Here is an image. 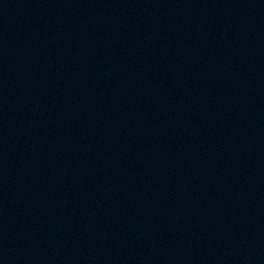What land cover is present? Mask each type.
Here are the masks:
<instances>
[{"label": "water", "instance_id": "water-1", "mask_svg": "<svg viewBox=\"0 0 264 264\" xmlns=\"http://www.w3.org/2000/svg\"><path fill=\"white\" fill-rule=\"evenodd\" d=\"M0 264H264V0H0Z\"/></svg>", "mask_w": 264, "mask_h": 264}]
</instances>
